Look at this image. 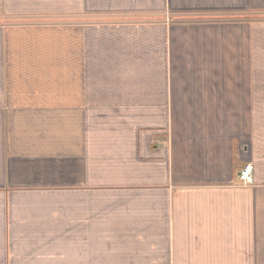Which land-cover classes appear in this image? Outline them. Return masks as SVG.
I'll return each mask as SVG.
<instances>
[{"label":"crops","instance_id":"obj_1","mask_svg":"<svg viewBox=\"0 0 264 264\" xmlns=\"http://www.w3.org/2000/svg\"><path fill=\"white\" fill-rule=\"evenodd\" d=\"M0 264H264V0H0Z\"/></svg>","mask_w":264,"mask_h":264},{"label":"built area","instance_id":"obj_2","mask_svg":"<svg viewBox=\"0 0 264 264\" xmlns=\"http://www.w3.org/2000/svg\"><path fill=\"white\" fill-rule=\"evenodd\" d=\"M241 182L243 185H246L248 183H251V169L249 166L244 167L241 171H240V176H239Z\"/></svg>","mask_w":264,"mask_h":264}]
</instances>
